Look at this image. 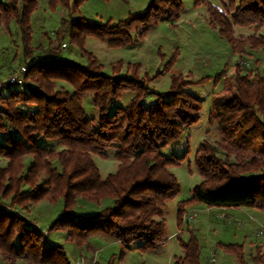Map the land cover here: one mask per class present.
Instances as JSON below:
<instances>
[{
	"label": "trees",
	"instance_id": "1",
	"mask_svg": "<svg viewBox=\"0 0 264 264\" xmlns=\"http://www.w3.org/2000/svg\"><path fill=\"white\" fill-rule=\"evenodd\" d=\"M85 1L51 0V4L77 9ZM195 3L206 7L210 26L228 39L234 53L241 52L238 47L243 44L264 50V35L258 34L264 29V0ZM38 5L39 0H0V31L10 32V24L16 23L23 58L33 61L25 75L30 80L27 88L7 82L0 89V157L8 160L0 168V252L10 264L18 259L73 264L65 247L49 243L45 230L21 212L31 204H55L60 199L63 213L49 232L64 233L77 248L92 250L93 238H105L125 249L156 251L167 242V205L182 191L170 168L181 166L190 155V148L171 158L162 151L200 123L203 103L186 91L193 83L182 75H173L169 91L158 93L134 72L105 74L90 52L87 56L82 52L87 64L58 55L50 39L49 56L35 61L40 47L32 43L31 18ZM182 10L181 0H152L143 14L113 25L71 16L62 21L56 40L67 36L80 51L88 37L113 48L127 47L137 42L135 29L144 37L153 24L165 17L179 18ZM236 26L253 27L255 33L235 37ZM57 81L73 90L58 89ZM235 87L234 94L214 99L209 123L217 124L218 137L214 143L205 139L195 154L201 182L190 199L177 204L180 228L188 208L197 204L246 205L264 211V73L252 69L244 74L237 64ZM127 93L133 95L128 103L111 112L112 101ZM88 97L98 119L87 117L84 100ZM149 99L154 102L148 103ZM43 139L57 140L61 149L42 146ZM109 150L115 152L119 166L104 178L94 156L106 159ZM25 185L30 189L24 190ZM80 199L94 204L111 199L113 204L94 216H78L74 209ZM194 239L181 242L185 253L175 257L176 264H198ZM222 247L246 264L241 245ZM253 262L264 264L261 251Z\"/></svg>",
	"mask_w": 264,
	"mask_h": 264
},
{
	"label": "rangeland",
	"instance_id": "2",
	"mask_svg": "<svg viewBox=\"0 0 264 264\" xmlns=\"http://www.w3.org/2000/svg\"><path fill=\"white\" fill-rule=\"evenodd\" d=\"M73 0H71L72 2ZM152 0H86L77 9L64 8L59 4H51V0H39V5L32 14L33 46L40 47L35 61L41 60L51 51L49 39L54 53L77 62L87 64V53L97 59L96 66L103 67V72L112 75L119 71L121 75L133 72L158 92L169 91L173 75H182L185 81L193 84L187 92L196 95L203 103L201 121L186 131L184 136L162 151L171 158L182 156L190 148L187 160L178 167L170 168L182 187L180 195L168 203L165 217L167 219V242L156 251L143 252L135 247L125 249L120 242L105 238H93V249L77 248L66 240L62 232L52 231V223L63 213V199L57 203L42 201L31 204L21 212L31 224L45 230L47 241L65 247L73 264H176L175 257H183L184 250L180 246L184 241L198 246V264H243L237 255L224 251L223 245H241L246 264H254L253 258L261 251L264 257V211L244 205L243 207H208L205 204L190 206L185 215L186 223L180 228L177 224V204L192 197V189L201 182L195 166V154L205 139L214 143L218 137L217 124L210 125L209 116L213 110V102L217 97L230 96L237 92L235 87L236 67L239 64L242 73L249 70L264 73V50H253L250 45L243 44L234 53L228 39L210 26L208 12L203 4L195 0H181L183 10L179 18H162L153 24L146 36H138L135 29L132 34L137 42L127 47L113 48L107 42L88 37L80 51L69 43L67 36L56 40L59 27L65 19L84 18L96 23L117 24L132 16L143 14ZM219 5L220 0H210ZM235 37H249L255 33L253 27L234 28ZM258 34L264 35V29ZM20 29L16 23L10 24V32L0 31V86L11 82L19 76L24 82L18 87L27 88L30 80L25 78L29 63L23 58ZM66 45V46H64ZM258 62V64H257ZM205 80V81H204ZM57 88L72 91V87L63 81H57ZM127 93L122 99L113 100L111 112L125 106L132 98ZM154 102L149 99L148 103ZM84 107L89 119H98L99 113L93 106L90 97L84 100ZM42 146L60 150L57 140L41 141ZM106 159L94 156V161L104 178L116 173L119 162L115 160V152L109 150ZM28 157L25 163H30ZM8 160L0 157V168L6 167ZM24 190L30 189L24 186ZM113 200L107 199L99 204L80 199L74 209L78 216H94L101 210L111 207ZM190 230V231H189ZM181 233V234H180ZM180 234V240L178 239ZM0 264H10L6 256L0 252ZM15 264H36L18 259Z\"/></svg>",
	"mask_w": 264,
	"mask_h": 264
},
{
	"label": "built area",
	"instance_id": "3",
	"mask_svg": "<svg viewBox=\"0 0 264 264\" xmlns=\"http://www.w3.org/2000/svg\"><path fill=\"white\" fill-rule=\"evenodd\" d=\"M64 46H66V45H64ZM19 76H17L14 79H12L10 83L11 84H21V83H23L24 81L21 78H19ZM1 88H2V85L0 86V89Z\"/></svg>",
	"mask_w": 264,
	"mask_h": 264
},
{
	"label": "crops",
	"instance_id": "4",
	"mask_svg": "<svg viewBox=\"0 0 264 264\" xmlns=\"http://www.w3.org/2000/svg\"><path fill=\"white\" fill-rule=\"evenodd\" d=\"M213 208V207H212Z\"/></svg>",
	"mask_w": 264,
	"mask_h": 264
}]
</instances>
